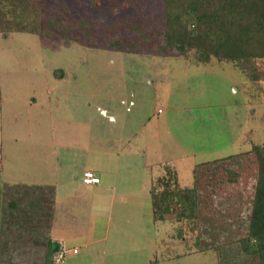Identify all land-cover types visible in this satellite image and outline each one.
Masks as SVG:
<instances>
[{"label": "rangeland", "instance_id": "1", "mask_svg": "<svg viewBox=\"0 0 264 264\" xmlns=\"http://www.w3.org/2000/svg\"><path fill=\"white\" fill-rule=\"evenodd\" d=\"M98 1L79 6L93 23L81 39L0 32V264H51L49 235L65 237L62 264H258L241 241L251 142L264 144V63L152 54L139 26L161 23L157 0ZM99 20L131 43L119 34L126 48L110 49L113 25ZM164 163L195 187L196 217L153 220ZM85 169L100 183H84Z\"/></svg>", "mask_w": 264, "mask_h": 264}, {"label": "trees", "instance_id": "2", "mask_svg": "<svg viewBox=\"0 0 264 264\" xmlns=\"http://www.w3.org/2000/svg\"><path fill=\"white\" fill-rule=\"evenodd\" d=\"M91 1L94 5L99 2ZM155 2L160 13L154 15V19L160 20L161 23L158 26H154V21L151 25L146 22L140 26L133 24L134 28L139 26V36L147 42L150 53L184 58L188 56V52H192V57L201 63L213 60L238 64L243 60L248 61L247 64L252 62L251 66L256 62H260L258 65L264 63V0H157ZM83 3L84 0H0L1 36L6 38L8 32L29 31L43 36L58 35L70 41H74L75 37L81 39L84 34L86 36L93 30L92 18L88 13L80 10L79 6ZM49 8L56 10L51 12L52 17L43 25L41 15ZM227 14L230 16L228 17ZM148 19L151 17L148 16ZM97 22L99 26L103 25V29L113 25L114 35L109 39L110 41L108 40L109 43L107 42L110 49L120 51L126 48L124 41L126 39H119L117 37L121 36L119 34H125L123 37H127V41L131 43L128 38L132 37L126 34V31L118 33L115 23L100 20ZM104 35L107 36V32H104ZM250 148L256 156L258 171L247 234L241 241V247L243 252L257 256L258 264H264V144L251 142ZM234 154L236 152L226 156H234ZM163 169L164 173L155 178L149 189L153 220H164L165 214L171 212L178 219L196 217L195 187L181 185L169 163H164ZM1 171L0 166V184ZM35 187L46 188L40 185ZM51 191L53 192L52 186L49 188V193ZM46 195L48 193L39 205L50 208L51 199L48 201ZM10 205L14 206V201L10 202ZM49 236L47 246L50 251V263L62 264L65 255L64 245ZM192 252L193 250L188 248L180 254ZM58 253H61V260L55 261L53 256Z\"/></svg>", "mask_w": 264, "mask_h": 264}, {"label": "built area", "instance_id": "3", "mask_svg": "<svg viewBox=\"0 0 264 264\" xmlns=\"http://www.w3.org/2000/svg\"><path fill=\"white\" fill-rule=\"evenodd\" d=\"M82 181L86 184H93V183H98L100 181V179L97 175H95V173L93 171L85 170V171H83ZM75 251H76V249L74 248L73 252H75ZM53 259L55 261H60L61 260V253L54 255Z\"/></svg>", "mask_w": 264, "mask_h": 264}, {"label": "crops", "instance_id": "4", "mask_svg": "<svg viewBox=\"0 0 264 264\" xmlns=\"http://www.w3.org/2000/svg\"><path fill=\"white\" fill-rule=\"evenodd\" d=\"M85 170H88V169H85ZM83 171H84V170H83ZM82 173H83V172H82ZM151 175H152V174H151ZM99 183H100V182H99ZM42 184H43V183H38V184H35V185L37 186V185H42ZM52 187H53V186H52ZM53 189H54V188H53ZM57 238H58V239H56L55 237H53L52 239H53V240H56V241L59 242L61 245H64L63 242H64L65 237H63V236H57ZM90 241H94V240H90ZM74 248L76 249V247H73V248H72V252H73V249H74ZM78 250H79V249H76L75 252H78ZM75 252H74V253H75Z\"/></svg>", "mask_w": 264, "mask_h": 264}]
</instances>
